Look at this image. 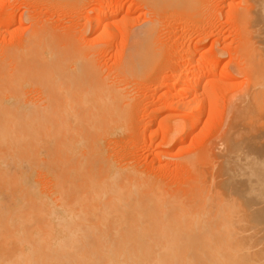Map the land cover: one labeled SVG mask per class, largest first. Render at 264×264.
I'll list each match as a JSON object with an SVG mask.
<instances>
[{
  "label": "rangeland",
  "instance_id": "1",
  "mask_svg": "<svg viewBox=\"0 0 264 264\" xmlns=\"http://www.w3.org/2000/svg\"><path fill=\"white\" fill-rule=\"evenodd\" d=\"M100 1L0 0V60L21 55L25 44L21 48L17 46L23 45L33 32H39L54 46H63L61 49L77 51V55L92 59L93 73L108 76L109 83L115 82L111 87H124L126 99L122 101L123 95L118 98L122 106L126 104L121 113L124 125L118 135L104 138L107 151L103 148L118 164L129 165L146 179L162 183L159 190L168 195L169 213L164 218L145 219L116 214L109 210L112 208L109 205L66 204L55 206L51 211L50 205L3 204L0 205V251L9 260L11 256L15 258L16 250L27 244L20 236L24 229L31 233L33 241L48 233L46 239L55 247L67 244L65 254L52 249L56 251L54 255L63 258L60 259L63 264H213L216 256L228 255H231L230 264H243L242 257L247 254L242 255L239 246L241 234H227L217 228L246 222L243 214L246 206L263 214L264 189H244V192L241 188L243 193L239 195V188L222 191L206 186L212 173L208 155L211 150H208L212 146L217 152L223 150L226 138L223 131L225 126V130L229 128L228 120L234 125L232 130L236 129L235 138L243 141L241 145H247L250 140L264 142L263 100L259 104L255 96L259 91H250V86V92L243 93L247 86L244 87L245 77L239 71L244 65L240 57L244 46L240 40L243 31L240 0H155L151 4L145 0H103L107 10L118 12L108 19L104 31L96 35L92 33L91 21L98 20L93 9ZM124 8L131 12L124 14ZM151 22L149 53L140 68L131 70L134 67L130 45L136 32ZM204 61L217 63L226 75L221 70H201L199 64ZM193 70L200 77V85L194 98H190L179 92L180 85L175 81L179 72ZM166 92H174L173 104ZM243 95H250L248 100L251 106L254 104L251 108L255 111L245 108L244 112L241 107L235 115L231 103ZM190 99L193 100L190 104L196 105L195 113L178 106V102L187 103ZM220 136L223 139L218 140ZM194 186L199 190L196 196ZM225 190L229 193L225 194ZM227 195L234 198L233 202L224 198ZM172 208L182 212L190 209L195 214L193 217L171 214ZM69 209L72 214L67 213ZM58 228L62 229L58 232ZM261 243L248 248L249 258L243 259L251 261L262 256L261 264H264V239ZM11 264L19 263L11 261Z\"/></svg>",
  "mask_w": 264,
  "mask_h": 264
},
{
  "label": "bare ground",
  "instance_id": "2",
  "mask_svg": "<svg viewBox=\"0 0 264 264\" xmlns=\"http://www.w3.org/2000/svg\"><path fill=\"white\" fill-rule=\"evenodd\" d=\"M145 1L151 4L155 0ZM240 3L241 12H239L243 22L240 40L244 42V46L239 53L244 65L242 68L240 67L239 71L245 77L244 87L247 86L243 93L247 91L248 94L249 90L259 91L257 94L262 93L263 97L260 94L255 95L254 93L253 95L256 96L258 102L260 101L259 104L263 100L262 109H264V0H240ZM122 10L124 14L131 12L128 8ZM93 12L98 16V20H90L92 33L96 32V35H99L101 30L104 31L108 19L118 10H107L102 0L93 9ZM2 24L4 23L2 22ZM152 27L153 22L144 29H139L140 31L136 34L134 33V42L133 45H130L133 56L131 64L134 67L131 70L140 68L149 53V34ZM38 34L40 35L38 36ZM28 37L23 45L20 42L21 45L17 46L22 47L25 44V48L23 47L25 51L21 55L11 56L8 59L3 57L4 60H0V205H50L51 211L55 209V206L66 204L109 205L112 206L109 210L115 211L116 214L130 215L136 218L154 219V217L164 218L168 215L170 209L167 207L166 197L168 198V195L159 190L162 183L160 185L146 179L145 176H142L143 174L132 170L129 165L118 164L115 162V158L113 160L105 152L106 137L110 136L109 138H111V135H115L120 131L122 124L124 125V116L122 115L126 108L123 109V107L126 104L124 103L122 106L123 102L120 100L126 99L124 97L125 88L116 87V85L111 87L115 82L109 83L108 76L93 73L94 61L86 58V55L83 57L77 55V51L72 53V50L69 52L68 49H61L63 46L56 47L57 44L54 46L53 42L45 41V36L39 32H33ZM20 48L19 50H21ZM129 68H131L130 65ZM199 68L201 70H221L223 75H226L224 68L219 67L215 62L204 61L199 64ZM110 80L112 81L111 77ZM176 80L175 82L180 85L179 92L185 96L189 95L190 98L194 96V92L200 85V77L194 70L179 72ZM248 86H250L249 90ZM120 96L122 97L118 100ZM260 96L261 98H259ZM166 97L169 102H172L175 94L166 92ZM249 97L250 95H243L231 103V110L235 112V115L237 109L241 107L242 110L248 108L255 111L254 108H251L254 104L251 106ZM190 101L193 100L185 101L187 103L178 102V106L183 111H194L193 113H195L196 105L193 107ZM174 105L176 104L174 103ZM256 111L258 110L256 109ZM190 123L189 126H192ZM228 123H230L228 124L229 128L225 130L227 127L225 126L223 131L226 133L223 150L217 152L214 146L208 150H211L208 155L212 161V173L210 174L209 170L208 174L211 178L209 177L206 186L211 189H223L222 191L224 188L228 191L230 188L234 191L238 188L246 190L261 189L262 187L264 189V142L256 143L250 140L247 145H241L243 141L235 138L236 129L232 130L233 123L231 120H228ZM221 136L223 137L222 134ZM221 136L218 140L223 139ZM168 137L170 138V136ZM103 141L106 143L105 145ZM196 189L197 187L194 186L195 196L199 191ZM242 189L239 190V195L243 193ZM225 191V194L229 193L227 190ZM234 191L230 193L234 194ZM229 196L231 195L229 194ZM226 197L232 199L233 202L234 198L228 197V195L224 198L226 199ZM243 197L241 196L239 199ZM174 198L177 196L173 197L172 203L175 202ZM245 204L249 205L250 203L246 202ZM33 209L37 210L38 208ZM176 209L172 208L174 211L171 214L191 217L195 214L194 211L190 212V209H184L185 212ZM23 210L21 209V211ZM50 210L46 213H50ZM69 210L67 213H71V209ZM260 211L246 206L245 212H243L246 222L243 220V223L217 228L227 234H241L242 240L239 246L242 248V255H250V251L246 253L248 248L263 242L264 224L256 226L258 223L264 222V212L262 214ZM11 214L10 216H13ZM206 215H208L207 212ZM6 218L9 219V216ZM251 222H255V224H250ZM61 229L58 228V232ZM21 231V234L18 233L27 244L18 250L15 249L17 255L15 258L11 256L10 260L0 251L1 264H11V261H16L19 264H63L60 260L63 258L54 255L56 251L52 249L59 250L58 254H65L64 251L68 249L64 247L67 244H56L55 247V244H50L46 239L48 233L46 237H39L42 239L33 241L34 238L29 235L31 233L28 231L27 233L24 229ZM35 231L38 232V230ZM56 234L57 231L54 235L56 236ZM63 234L65 235V233ZM57 238L60 239V237ZM49 239L51 240V238ZM15 241L14 243L17 242ZM52 242L54 241L52 240ZM48 250L53 252L49 254ZM259 254L261 255V252ZM247 255L244 257L246 258ZM230 256L225 258L216 256L212 261L215 264H230L232 262ZM154 257L156 258V254ZM244 257L241 261V263L244 262L243 264H261L262 256L251 261L244 260ZM231 258L233 259V257Z\"/></svg>",
  "mask_w": 264,
  "mask_h": 264
}]
</instances>
